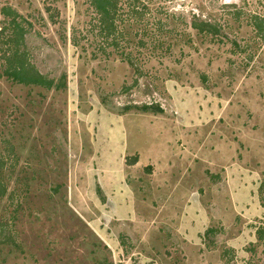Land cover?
Wrapping results in <instances>:
<instances>
[{"label":"rangeland","instance_id":"rangeland-1","mask_svg":"<svg viewBox=\"0 0 264 264\" xmlns=\"http://www.w3.org/2000/svg\"><path fill=\"white\" fill-rule=\"evenodd\" d=\"M91 2L0 0V264H264V49L191 23L248 41L240 0H171L153 52Z\"/></svg>","mask_w":264,"mask_h":264},{"label":"trees","instance_id":"trees-1","mask_svg":"<svg viewBox=\"0 0 264 264\" xmlns=\"http://www.w3.org/2000/svg\"><path fill=\"white\" fill-rule=\"evenodd\" d=\"M171 0H92L91 7L96 15L93 28L95 38L99 46H103L108 40L114 38L135 37L140 43V50L153 52L161 49L162 43L171 37L168 27L170 17L167 11L161 7H167ZM231 6L232 17L236 21L244 20L250 27L249 39H231L229 25L220 26L215 21H205L202 17L193 14L191 18L192 29L197 36L210 38L211 42L226 44L231 42L233 52L246 54L252 51L250 57L254 59V47L264 49V0H240V4L233 3ZM248 9L251 11L248 13ZM247 10V11H246ZM247 17V18H246ZM167 27V29H166ZM162 32V33H159ZM231 39V40H230ZM160 44L158 47L149 48V42ZM117 47V44H113ZM101 51L103 48L100 49ZM249 57V58H250ZM13 69L7 74L9 79L19 84L43 86L44 79L39 75H32L26 69ZM138 158L134 157L130 165H135ZM259 243L264 244V227L257 232Z\"/></svg>","mask_w":264,"mask_h":264}]
</instances>
